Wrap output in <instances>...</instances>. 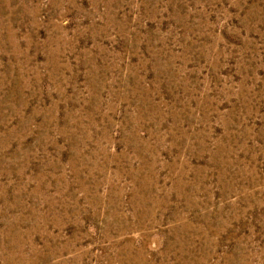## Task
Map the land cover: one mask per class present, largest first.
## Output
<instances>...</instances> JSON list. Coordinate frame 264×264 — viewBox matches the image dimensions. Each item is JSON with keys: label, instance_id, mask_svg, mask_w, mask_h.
Segmentation results:
<instances>
[{"label": "rangeland", "instance_id": "374dc122", "mask_svg": "<svg viewBox=\"0 0 264 264\" xmlns=\"http://www.w3.org/2000/svg\"><path fill=\"white\" fill-rule=\"evenodd\" d=\"M0 264H264V0H0Z\"/></svg>", "mask_w": 264, "mask_h": 264}]
</instances>
